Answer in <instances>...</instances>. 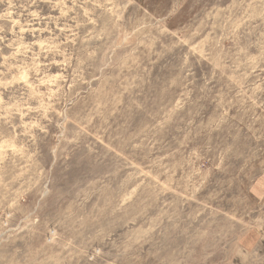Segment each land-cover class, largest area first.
<instances>
[{
	"label": "rangeland",
	"instance_id": "obj_1",
	"mask_svg": "<svg viewBox=\"0 0 264 264\" xmlns=\"http://www.w3.org/2000/svg\"><path fill=\"white\" fill-rule=\"evenodd\" d=\"M0 264H264V0H0Z\"/></svg>",
	"mask_w": 264,
	"mask_h": 264
}]
</instances>
